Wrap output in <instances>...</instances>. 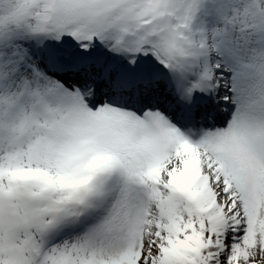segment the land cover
<instances>
[{"label": "snow or ice", "instance_id": "obj_1", "mask_svg": "<svg viewBox=\"0 0 264 264\" xmlns=\"http://www.w3.org/2000/svg\"><path fill=\"white\" fill-rule=\"evenodd\" d=\"M0 264H264V0H0Z\"/></svg>", "mask_w": 264, "mask_h": 264}]
</instances>
